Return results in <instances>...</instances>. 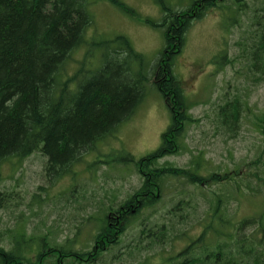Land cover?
Instances as JSON below:
<instances>
[{
  "label": "trees",
  "instance_id": "trees-1",
  "mask_svg": "<svg viewBox=\"0 0 264 264\" xmlns=\"http://www.w3.org/2000/svg\"><path fill=\"white\" fill-rule=\"evenodd\" d=\"M92 1L0 0V177L1 165L7 159H22L35 151L46 158L43 170L49 181L69 174L97 142L117 134L135 112L150 82L162 94L171 122L154 151L138 159L126 151L115 157L118 166L133 165L141 183L122 201L102 202L96 212L83 216L89 239L79 238V227L61 242L52 241L46 234L16 231L9 246L0 239V264H97L105 261V254L115 258L114 250L120 248H130L123 252L124 258L134 252L163 249L173 237L183 238L184 244L175 255L156 264H264L263 196L254 197L258 201L255 212L242 215L239 210L228 213L227 198L217 192H212L209 207L199 210L198 194L182 188L165 215L151 219L148 212L172 180L201 190L207 185L234 183L236 195L252 192L238 181L239 167L212 171L199 155L185 167L159 160L180 151L186 124L193 120L190 102L173 68L175 57L185 46L187 31L215 7L227 23L239 24V17L245 16L246 35L235 42L239 56L245 59L243 76L255 84L262 82L264 0H180L174 6L157 0L164 13L158 23H151L164 28V47L150 70L143 54L124 34L86 39L92 23L87 6ZM108 1L136 15L123 1ZM78 48L83 49L82 58L68 73L67 63ZM221 61L218 66L223 65ZM249 110L238 88L225 97L217 108L224 132L237 134L240 120ZM256 116L255 124L264 137V110ZM260 161L261 155L254 163ZM253 177L264 183L257 172ZM10 198V192L0 190V205H6ZM236 205L240 207L239 200ZM192 216L194 233H187L188 229L173 232L174 226L186 225ZM129 228L135 229L134 240L125 244L123 237ZM147 261L143 258L139 264Z\"/></svg>",
  "mask_w": 264,
  "mask_h": 264
},
{
  "label": "rangeland",
  "instance_id": "rangeland-1",
  "mask_svg": "<svg viewBox=\"0 0 264 264\" xmlns=\"http://www.w3.org/2000/svg\"><path fill=\"white\" fill-rule=\"evenodd\" d=\"M121 1L132 7L136 15L124 12L108 0L90 2L87 8L92 23L85 37L97 40L124 34L135 50L143 54L150 70L164 47V28L151 23L161 20L162 6L157 0ZM163 1L174 6L180 0ZM239 18L242 19L239 24L227 23L220 9L215 7L195 20L187 31L185 46L175 57L173 68L190 102L189 112L193 120L186 124L180 151L161 158L159 162L168 161L185 167L193 156L199 155L204 158L206 168L212 171L239 167L241 178L238 181L243 187L249 186L253 190L236 195L234 183L207 185L209 187L201 190L197 186L185 185L181 180L168 181L159 202L153 209H148L151 219L165 215L175 204L177 193L182 188L198 194L199 210L209 207L212 192H217L227 198L228 213L232 214L238 210L242 215L255 212L258 201L254 197H264V183L254 181L253 177L257 172L264 179V137L255 124L256 115L264 110V80L255 84L243 76L245 59L239 56L240 49L235 42L246 35L245 16ZM82 55V48L74 50L66 66L68 73L77 67ZM221 59L223 65L218 66ZM236 88L248 101L250 110L240 120L238 133L229 135L218 121L217 108L225 97L235 93ZM170 122L169 108L162 94L150 82L146 84V93L135 112L121 124L117 134L97 142L96 148L83 154L69 174L49 181L43 170L46 158L40 151L22 159H7L1 165L0 190L10 192L11 198L6 205H0L2 243L9 246L11 235L22 230L30 235L46 234L52 241L61 242L67 236L72 237L77 227L80 228L79 238L89 239L83 216L96 212L102 202L107 205L110 200L114 203L122 201L141 183L135 167L118 166L120 162L115 157L126 151L138 159L154 151ZM260 155L261 161L254 163ZM71 189L74 190L69 192ZM202 191L203 194L200 193ZM237 200L240 207L236 205ZM194 223L195 217H189L186 225L174 226L173 232L188 229L187 233H194ZM134 234L135 229L129 228L123 242L132 243ZM184 242L183 238L173 237L163 249L141 254L134 252L126 254V258L123 252L127 253L130 248L116 249L115 258L105 254V261L97 264H139L143 258H148L147 264H156L175 255Z\"/></svg>",
  "mask_w": 264,
  "mask_h": 264
}]
</instances>
